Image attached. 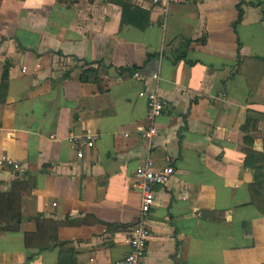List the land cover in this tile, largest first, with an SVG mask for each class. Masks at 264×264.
Returning a JSON list of instances; mask_svg holds the SVG:
<instances>
[{
  "label": "crops",
  "instance_id": "crops-1",
  "mask_svg": "<svg viewBox=\"0 0 264 264\" xmlns=\"http://www.w3.org/2000/svg\"><path fill=\"white\" fill-rule=\"evenodd\" d=\"M135 71L167 101L151 138ZM70 132L100 136L78 158ZM2 154L0 264H114L147 157L175 172L139 264H264V0H0Z\"/></svg>",
  "mask_w": 264,
  "mask_h": 264
},
{
  "label": "built area",
  "instance_id": "built-area-1",
  "mask_svg": "<svg viewBox=\"0 0 264 264\" xmlns=\"http://www.w3.org/2000/svg\"><path fill=\"white\" fill-rule=\"evenodd\" d=\"M188 0H151L155 5H162L166 7L169 4L185 3ZM132 76L142 82L151 80L153 82L152 90H142L140 96H144L147 101V119L149 125L147 128L141 130V137L151 138L156 134V119L161 115L164 108L167 105V101L162 98L156 88L159 76L157 73H153L149 77H146L135 71ZM99 134L93 132H87L78 135L74 132H70L67 140L76 149V155L78 158H82L84 155L83 148H92L99 138ZM3 166H9L12 169H19V164L12 157L2 154L0 155V168ZM175 172L174 167L171 164H167L163 167H157L155 161L151 157H147L141 163H139L134 171L133 186L140 192V206L137 221L131 226L128 237V251L120 259L116 260L114 264H139L143 258L147 244L150 237L149 214L152 207L155 204V186L167 185Z\"/></svg>",
  "mask_w": 264,
  "mask_h": 264
},
{
  "label": "trees",
  "instance_id": "trees-1",
  "mask_svg": "<svg viewBox=\"0 0 264 264\" xmlns=\"http://www.w3.org/2000/svg\"><path fill=\"white\" fill-rule=\"evenodd\" d=\"M241 12H239V17L237 21L240 20ZM132 70V69H131ZM82 81H93L98 82L99 78L97 75V70L88 67L87 69L83 70L80 76ZM2 80H7V71L2 74ZM256 179H260V174L256 173ZM29 183H20L19 184V194H25L26 189L29 187ZM19 211L17 201L14 195L7 194V193H0V232H4L5 230L9 229H16L18 226L19 221Z\"/></svg>",
  "mask_w": 264,
  "mask_h": 264
}]
</instances>
